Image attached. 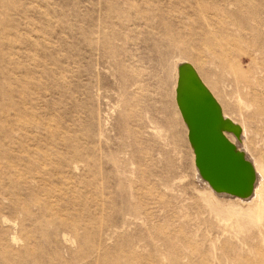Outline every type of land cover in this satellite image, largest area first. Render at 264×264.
<instances>
[{
  "label": "rangeland",
  "instance_id": "1",
  "mask_svg": "<svg viewBox=\"0 0 264 264\" xmlns=\"http://www.w3.org/2000/svg\"><path fill=\"white\" fill-rule=\"evenodd\" d=\"M245 4L264 0H0V264H264V189L195 180L173 91L191 60L264 170V125L188 36L198 6Z\"/></svg>",
  "mask_w": 264,
  "mask_h": 264
},
{
  "label": "bare ground",
  "instance_id": "2",
  "mask_svg": "<svg viewBox=\"0 0 264 264\" xmlns=\"http://www.w3.org/2000/svg\"><path fill=\"white\" fill-rule=\"evenodd\" d=\"M238 6L243 9V4ZM244 10L246 16L241 20H229L224 23L220 14H211L205 8L198 6L195 11L199 12L200 15H207L204 18L205 22L203 24L198 23L193 31L188 32V36L196 47H200L201 50L210 54L221 71L230 75L237 91L253 106V116L259 117V122L264 125V7L261 4H245ZM259 13L262 14L261 17ZM230 25L234 28L231 32L227 28ZM253 51L257 52L255 57L252 55ZM193 76L198 79L215 103L220 117L217 131L250 165L252 184L250 193L246 196L213 188L208 180L200 174L194 162L192 144L188 140L186 132V138L193 154L195 180L217 198L238 200L242 203L259 201L264 189V170L257 167L243 144L245 139L244 126H239L233 118L224 113L221 104L200 76L195 64L191 60L180 59L175 64L173 91L175 105L186 131L188 129V114L182 95H191L194 102L200 99V95H202L195 90L185 91L188 80H192Z\"/></svg>",
  "mask_w": 264,
  "mask_h": 264
},
{
  "label": "water",
  "instance_id": "3",
  "mask_svg": "<svg viewBox=\"0 0 264 264\" xmlns=\"http://www.w3.org/2000/svg\"><path fill=\"white\" fill-rule=\"evenodd\" d=\"M189 90L202 93L195 102L191 95H182L188 114L187 137L200 174L215 189L248 195L250 165L217 131L220 117L213 99L195 76L187 82L185 91Z\"/></svg>",
  "mask_w": 264,
  "mask_h": 264
}]
</instances>
